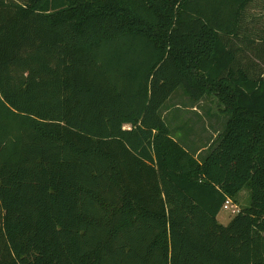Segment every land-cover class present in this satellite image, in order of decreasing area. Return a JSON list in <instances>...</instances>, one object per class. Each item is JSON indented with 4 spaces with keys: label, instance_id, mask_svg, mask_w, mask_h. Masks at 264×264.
Returning a JSON list of instances; mask_svg holds the SVG:
<instances>
[{
    "label": "trees",
    "instance_id": "16d2710c",
    "mask_svg": "<svg viewBox=\"0 0 264 264\" xmlns=\"http://www.w3.org/2000/svg\"><path fill=\"white\" fill-rule=\"evenodd\" d=\"M236 42L264 45V0H0V264H264V70ZM179 88L229 115L200 159L161 115Z\"/></svg>",
    "mask_w": 264,
    "mask_h": 264
},
{
    "label": "rangeland",
    "instance_id": "374dc122",
    "mask_svg": "<svg viewBox=\"0 0 264 264\" xmlns=\"http://www.w3.org/2000/svg\"><path fill=\"white\" fill-rule=\"evenodd\" d=\"M234 47L241 50L238 54L237 66L248 68L257 65V72L264 70V45H255L251 50L245 51L242 49L243 46L236 42ZM255 54L259 55L258 63ZM219 101L214 94H211L193 104L186 97L183 89L179 88L161 109V115L174 138L195 156H199L198 159L205 155L209 146L224 131L229 115L223 113L225 105ZM201 149L203 150L198 153L197 151ZM236 198V203L232 202L231 206L222 209L218 214L217 220L220 224L226 226L236 215L233 211L249 206V189H244Z\"/></svg>",
    "mask_w": 264,
    "mask_h": 264
},
{
    "label": "built area",
    "instance_id": "2783aa9c",
    "mask_svg": "<svg viewBox=\"0 0 264 264\" xmlns=\"http://www.w3.org/2000/svg\"><path fill=\"white\" fill-rule=\"evenodd\" d=\"M232 205V201L230 199H226V201L224 202L223 208L222 209H227L229 206ZM238 209L236 211H233V213H238Z\"/></svg>",
    "mask_w": 264,
    "mask_h": 264
},
{
    "label": "crops",
    "instance_id": "0c3cea01",
    "mask_svg": "<svg viewBox=\"0 0 264 264\" xmlns=\"http://www.w3.org/2000/svg\"><path fill=\"white\" fill-rule=\"evenodd\" d=\"M242 49H244V48H242ZM257 62H258V61H257ZM202 150H203V149L199 150L198 153H199L200 151H202Z\"/></svg>",
    "mask_w": 264,
    "mask_h": 264
}]
</instances>
